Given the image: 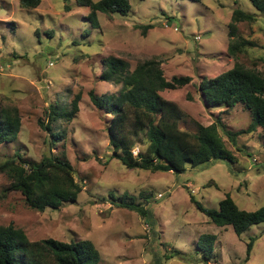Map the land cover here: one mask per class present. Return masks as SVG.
Instances as JSON below:
<instances>
[{"label":"rangeland","instance_id":"1","mask_svg":"<svg viewBox=\"0 0 264 264\" xmlns=\"http://www.w3.org/2000/svg\"><path fill=\"white\" fill-rule=\"evenodd\" d=\"M131 5L127 16L100 13L101 28L94 30L87 20L90 10L75 0H42L37 9L22 8L20 0H0V110H16L22 120L18 139L0 146V162L17 153L27 162H40L52 153L73 165L84 186L76 203L38 212L21 194H5L10 183L0 174V226L13 225L32 242L92 241L101 254L99 264H264V224L238 237L231 226H215L191 201L193 196L204 209H219L229 194L241 210L264 206L259 132L240 136L235 144L222 133L235 163L188 165L182 174L131 170L113 156L107 129L111 116L91 99L92 93L104 97L121 89L102 79L104 60L123 59L133 71L156 58L168 81L192 80L160 93L185 112L181 129L196 132L197 124L221 120L232 133L247 130L249 111L241 105L231 110L210 106L198 87L234 66L227 47L237 9L256 15L255 21L237 25L238 36L256 44L240 62L264 70V16L249 0H133ZM60 97L64 107L77 100L79 113L72 122H55L46 130L40 121L49 123V111ZM53 131L64 136L49 147ZM145 143L142 133L136 146L145 151ZM125 199L146 214L120 207ZM204 235L216 236L207 263L198 247ZM255 236L247 260V243Z\"/></svg>","mask_w":264,"mask_h":264},{"label":"trees","instance_id":"2","mask_svg":"<svg viewBox=\"0 0 264 264\" xmlns=\"http://www.w3.org/2000/svg\"><path fill=\"white\" fill-rule=\"evenodd\" d=\"M75 1L78 6L90 10L87 20L92 29L99 30L100 13L106 16H127L132 10L133 0ZM249 1L264 16V0ZM41 2L20 0L25 9H37ZM255 18V14L240 9L233 12L227 52L235 64L215 78L203 79L198 87V93L210 106H225L231 110L241 105L251 113L248 129L237 133L230 132L221 120L209 126L197 124L196 132L181 129L179 123L184 121L185 112L177 103L165 100L160 93L182 89L192 80L189 77H175L168 81L161 62L156 58L139 63L133 71L123 59L109 57L104 60L102 79L107 83L121 85V89L118 94L104 97L92 93L91 99L111 116L107 129L114 158L131 170L182 174L188 165L199 168L217 161L237 162L235 155L227 148L222 133L233 144L240 136H254L257 132L264 139V70L250 68L240 62V56L256 47V44L237 34L239 23L253 22ZM86 34L89 35L88 32ZM61 98L57 106H52L49 111V123L40 121L46 130H51L55 122H72L79 113L77 100L70 107H64L65 101ZM21 128L22 120L16 110H0V146L15 142ZM142 133L145 134L147 147L145 151L141 149L135 157L132 150ZM62 136L64 133L53 131L49 147L56 146ZM0 174L5 175L10 183L5 194H21L26 204L38 212L59 210L64 204L76 203L84 189L77 180L73 165L52 153L40 162H27L17 153L0 162ZM191 201L215 226H231L238 237L264 224V206L252 212L241 210L229 194L220 202L219 209L206 210L193 196ZM119 206L141 215L146 214V210L131 199L122 200ZM258 238L255 236L249 239L247 260ZM215 241V235H204L199 240L198 247L206 263L211 259ZM100 259L99 250L89 240L65 243L46 239L32 242L23 230L13 225L0 226V264H99Z\"/></svg>","mask_w":264,"mask_h":264},{"label":"built area","instance_id":"3","mask_svg":"<svg viewBox=\"0 0 264 264\" xmlns=\"http://www.w3.org/2000/svg\"><path fill=\"white\" fill-rule=\"evenodd\" d=\"M141 152V148L139 147H135L133 150H132V153L135 157H137L139 155V153Z\"/></svg>","mask_w":264,"mask_h":264}]
</instances>
